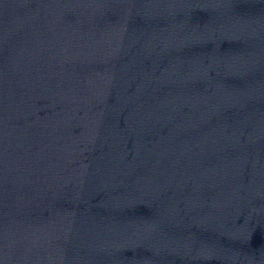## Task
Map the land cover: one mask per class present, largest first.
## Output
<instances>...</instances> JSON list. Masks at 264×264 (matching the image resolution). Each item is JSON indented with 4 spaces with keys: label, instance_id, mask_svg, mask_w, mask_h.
<instances>
[{
    "label": "water",
    "instance_id": "water-1",
    "mask_svg": "<svg viewBox=\"0 0 264 264\" xmlns=\"http://www.w3.org/2000/svg\"><path fill=\"white\" fill-rule=\"evenodd\" d=\"M172 264H264V0H100Z\"/></svg>",
    "mask_w": 264,
    "mask_h": 264
}]
</instances>
